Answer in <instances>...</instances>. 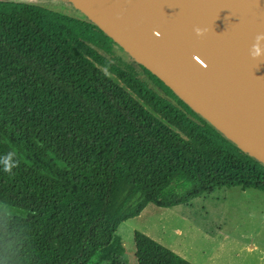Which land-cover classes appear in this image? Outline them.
Here are the masks:
<instances>
[{
	"label": "trees",
	"instance_id": "obj_1",
	"mask_svg": "<svg viewBox=\"0 0 264 264\" xmlns=\"http://www.w3.org/2000/svg\"><path fill=\"white\" fill-rule=\"evenodd\" d=\"M0 264H125L119 226L239 186L264 164L96 24L0 1ZM138 264H194L134 232Z\"/></svg>",
	"mask_w": 264,
	"mask_h": 264
},
{
	"label": "water",
	"instance_id": "obj_2",
	"mask_svg": "<svg viewBox=\"0 0 264 264\" xmlns=\"http://www.w3.org/2000/svg\"><path fill=\"white\" fill-rule=\"evenodd\" d=\"M239 148L264 164V0H70ZM206 31L197 35L194 28ZM155 30V32H154Z\"/></svg>",
	"mask_w": 264,
	"mask_h": 264
},
{
	"label": "rangeland",
	"instance_id": "obj_3",
	"mask_svg": "<svg viewBox=\"0 0 264 264\" xmlns=\"http://www.w3.org/2000/svg\"><path fill=\"white\" fill-rule=\"evenodd\" d=\"M0 1L34 3L86 19L70 0ZM136 230L194 264H264V191L222 187L172 207L150 203L118 228L116 234L122 241L119 253L125 264H138Z\"/></svg>",
	"mask_w": 264,
	"mask_h": 264
},
{
	"label": "clouds",
	"instance_id": "obj_4",
	"mask_svg": "<svg viewBox=\"0 0 264 264\" xmlns=\"http://www.w3.org/2000/svg\"><path fill=\"white\" fill-rule=\"evenodd\" d=\"M194 31L197 35H204L205 29L199 26L194 28ZM155 32V30H154ZM256 42L252 45L250 49V54L256 58L264 55V33H258L255 38ZM21 161L18 157V154L15 150L9 151L6 155L0 156V165L3 166V171L5 173H12V170L16 167H19Z\"/></svg>",
	"mask_w": 264,
	"mask_h": 264
}]
</instances>
